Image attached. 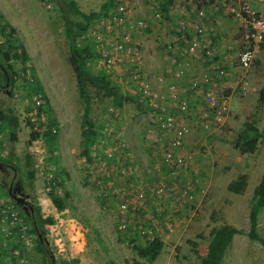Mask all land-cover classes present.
Instances as JSON below:
<instances>
[{
    "label": "rangeland",
    "instance_id": "374dc122",
    "mask_svg": "<svg viewBox=\"0 0 264 264\" xmlns=\"http://www.w3.org/2000/svg\"><path fill=\"white\" fill-rule=\"evenodd\" d=\"M76 1L81 11L90 14L98 11L107 0ZM153 1L156 3L158 0ZM138 8L139 4L134 8L137 10L134 16L140 15ZM0 15L5 16V20L16 28V37L23 46L22 50L27 52L25 66L28 68L24 73V65L17 62L12 70L15 77L12 99L1 113H15L20 119V128L14 144L10 142L9 129L5 126L0 130V156L17 165L18 178L25 192L30 195L31 203L40 208L41 215L44 218H55V224L45 226L44 235L56 264L73 259L79 260L76 264L145 263L131 251L123 236L125 234L119 231L120 215L116 206L118 202L114 201L111 204H115L107 207L101 191L89 186L84 177L82 161L87 156L83 150L81 135L83 103L79 97L76 76L69 63L66 23L59 7L43 0H0ZM76 19L82 20L81 17ZM186 22L193 23L190 19ZM94 25L99 24L96 22ZM179 26H182L181 23ZM153 29L139 36V41L142 44L145 66L161 75L163 69L151 68L155 63L151 64L150 60L158 57L156 62H160L159 56L163 54L160 49L163 42L161 38L167 28ZM242 31L241 40L235 50L226 53V59L222 57L228 72L226 79L229 78L216 81L218 90L230 100L229 117L223 125L212 124L210 130L196 129L187 139V150L196 151L193 165L190 166L191 171L187 175V181H192L194 185L195 200L176 214L177 225L173 232L162 237L165 247L153 264H202V258L206 255L211 241L212 230L222 225H232L243 231L234 237L223 264H264V247L259 242L251 241L246 234L249 231L254 191L264 173V142L259 144L253 154H242L233 145L247 122H256L259 129L264 127V104L259 103L260 92L264 87V43L259 48L252 67L242 71L238 68L243 74L238 75L234 72L235 61L240 49L245 46L243 40L245 41L244 35L247 32L244 27ZM156 36L160 40H156ZM91 37L90 28L79 41L85 44ZM5 39L0 33L1 53L6 48ZM154 51L160 53L154 55ZM1 53L0 61L5 65ZM215 58L214 62L221 59L220 55ZM100 66L103 67L99 62L97 66L92 65L91 69L97 73ZM33 75L39 79L53 109V115L58 119L59 133L54 154L49 152L43 137L47 117L39 120L35 112L29 113L27 109L36 106V100L44 102V99L36 96L32 99L27 96L25 78L29 79ZM89 92L93 97L92 121L99 130L105 127L106 111L111 100L93 87ZM126 107L123 135L130 144L144 149L146 143L143 146L144 136L141 134L145 135L146 117L135 115L132 105ZM29 119L33 127L28 124ZM132 120L135 122L132 123ZM32 131L38 132L40 138L30 142ZM12 153L18 159L10 161ZM27 155L32 157L37 171L33 180L28 179L26 174ZM65 172L69 174V178ZM243 174L248 175L246 192L243 195L231 193L227 188L228 184ZM57 177L65 181V187H57ZM10 179L0 172V255L2 250L7 252L3 257L0 256V262L50 264L47 257L37 249L38 237L31 224L26 221L24 213L1 183V180L10 182ZM51 191L60 196H64L66 191L70 192L63 212H58L51 202ZM160 204L155 202L154 208H158ZM23 227L26 236L32 239L29 244L20 237ZM258 230L264 237V210L259 214ZM20 242L24 247L17 248L12 253L14 243Z\"/></svg>",
    "mask_w": 264,
    "mask_h": 264
},
{
    "label": "built area",
    "instance_id": "2783aa9c",
    "mask_svg": "<svg viewBox=\"0 0 264 264\" xmlns=\"http://www.w3.org/2000/svg\"><path fill=\"white\" fill-rule=\"evenodd\" d=\"M133 1L114 0L116 7L112 9L109 17L97 21L99 25L94 27L92 33L96 40L101 42L97 45L99 54L103 56L101 64L109 70L115 69L122 84L128 78L140 84L139 89L143 91L144 98L151 105L147 116L149 128L145 154L135 166L129 164L126 168L118 170L114 162V149L101 148L105 150V154L97 155L95 146L91 157H86L82 161L87 184L101 191L106 206L110 207L115 204H111L112 202H118L116 206L120 215V230H125L127 226L142 229V225L136 227L131 216L137 207L155 202L163 204L165 201H177L182 204L195 198L194 185L192 181H187V175L191 171L190 166L193 165L196 151L187 150V139L198 128L210 130L214 123L223 125L230 111L229 98L215 91L216 81L226 78L228 72L224 62L213 61L215 54L209 42L211 35L207 32L208 28L200 22L195 20L189 24L186 20L179 22L182 25L178 28L180 36L175 42L169 43L165 50L166 60L171 66L176 65L177 69L174 71L170 66L166 68L164 74L157 76L155 83L158 90L153 88L148 75L142 80V71L135 66L131 68L128 62L136 61L142 64L144 57L140 50L127 47L126 44L132 43L134 38L137 39L133 36L136 30H143L147 26L144 19L134 16V8L139 4V0H135V4L132 5ZM229 1V15L239 21L247 31L244 39L255 44L263 42L264 15L253 8L251 0ZM256 1L264 6V0ZM156 17L161 19L162 16L157 13ZM200 17L204 19L207 16L202 11ZM210 33L215 34L216 30L211 29ZM121 53L124 54L122 57L119 55ZM176 55L183 59L182 64L178 63ZM254 57V50L244 51L241 54L243 66L249 67ZM210 59L212 60L209 69L195 75L193 66ZM122 63L123 66H120ZM129 69L130 72H127ZM166 83L167 90L163 91ZM41 101L36 100L37 106L41 105ZM36 111L37 109H34L30 113ZM45 116L42 113L41 118ZM148 219L153 220L154 217L146 213L143 218L138 219V223ZM165 224L167 229L173 232L172 223ZM152 229H157V233L162 230L155 225H149L142 233H152ZM20 237L27 244L32 242V239L26 236L24 227Z\"/></svg>",
    "mask_w": 264,
    "mask_h": 264
},
{
    "label": "trees",
    "instance_id": "16d2710c",
    "mask_svg": "<svg viewBox=\"0 0 264 264\" xmlns=\"http://www.w3.org/2000/svg\"><path fill=\"white\" fill-rule=\"evenodd\" d=\"M45 2H51L59 7L65 23H66V36L68 37L69 42V63L72 66L74 74L77 80V87L79 91V97L83 103V114H82V146L84 153L87 154V158L91 157V152L93 148L96 151L97 155H104L105 148L110 147L114 153V162L117 164L118 170L121 168H126L129 164L135 166L137 162H140L143 158V155L139 156V153L145 154L146 148L141 146H134L130 144L127 137L124 133L125 119L124 114L128 107L132 105V108H135V115H142L146 117V126L145 131H143L144 136L143 146H145L146 136L149 128L147 122L148 113L151 110L150 103L144 98L143 91H141L140 84H136L132 79H127L124 84L119 82V77L117 76V71L115 69H107L103 64V67H99L98 72L94 73L92 65H98L102 61L103 56H101L97 50V45L101 42L97 41L93 36L94 24L100 18H107L110 16V13L113 8L116 7L114 0H107L102 4L101 8L98 11H93L90 14H86L81 11L79 4L76 0H43ZM160 4V3H159ZM155 8L157 13L160 12L161 16L167 17V9L171 4V1L165 5H159ZM264 8V7H263ZM5 16L0 15V33L5 36L6 48L4 53L6 56V62L10 70L14 69V64L21 62L24 67L23 72H27V67L25 66L27 61V52L22 48V44L19 42V39L16 37V28L12 26L8 21L5 20ZM77 17H81L82 20H77ZM141 17H138V19ZM93 25V26H92ZM91 28L92 37L91 40L87 39L85 44H81L79 38L82 37L87 31ZM148 26L142 29H138L134 32L133 36L137 39L133 40L132 43L126 44L127 47L136 48L142 52V44L139 41V36L144 33L150 32ZM199 35V34H198ZM106 43V41H103ZM3 46V47H4ZM226 54V53H225ZM122 57L124 54H119ZM227 57V56H226ZM216 59V58H215ZM213 59V61L215 60ZM219 61L224 62L220 59ZM180 63V60H178ZM124 63L120 64L123 66ZM131 66L139 68L142 73V80H145V75H148L152 81L153 88L158 90L155 79L159 76L157 71L149 70L145 66V63L139 64L138 62H128ZM129 69L127 72H130ZM130 76V74H129ZM188 77V74L186 75ZM126 78V77H124ZM175 78V77H174ZM25 87L27 88V96L32 99L36 96L37 98L44 99V102L40 106H31L28 107V112L34 111L37 109L36 114L40 120L42 113L47 117V127L46 131L43 133V137L47 142V147L49 152L54 154L57 148L58 141V119L53 114V109L50 105V102L44 92L43 87L41 86L39 79L36 76H31V78H25ZM93 87L97 90L98 93L102 91L105 97H108L111 100V105L107 108L105 119V127H101L97 130L94 122L92 121V109H93V97L90 94L89 90ZM259 103L264 104V87L260 92ZM155 110V109H154ZM157 111V110H156ZM159 111V110H158ZM132 123L135 120L131 121ZM28 124L33 127L32 122L28 121ZM215 126H218L214 123ZM7 127L10 131V142H17V132L20 128V119L13 112L1 113L0 114V130L4 127ZM125 136V137H124ZM40 138L38 132L31 133L30 142H33ZM264 142V127L259 129L256 122H247L238 138L233 145L239 150L242 154H253L257 151L260 143ZM104 148V149H101ZM148 150V149H147ZM12 159H16L15 154H11ZM18 159V158H17ZM161 159V157H160ZM163 159V158H162ZM0 160H4L0 156ZM27 165V177L30 180L35 179L36 169L34 167L33 159L31 156L27 155L25 157ZM9 163V162H8ZM165 163V162H164ZM13 164V163H12ZM17 166V165H16ZM18 169V168H17ZM66 177L69 178V174L65 172ZM59 177V176H58ZM57 177V187H65V181H61ZM169 180V179H166ZM248 186V175L243 174L232 180L228 184V190L231 193L237 195H243L246 192ZM70 192L66 191L64 196H60L57 192L51 191L49 193V198L53 205L55 206L58 212H63L66 209V200L70 197ZM193 200L186 201L182 204L177 201L168 202L165 201L163 204H160L158 208H154V204L149 203L148 205H142L137 207V209L132 212V218L136 223V227L142 225V229H135L130 226H127L125 230H119L124 238L127 240L128 245L131 248V251H134L137 256L145 261L143 264H153L157 258L162 253L165 242L162 239L164 234L169 233L170 230L167 229L165 222L172 223L173 227H176L177 215L181 212L182 208L189 207ZM180 204V205H179ZM104 205V204H103ZM106 208V206H105ZM116 208V207H115ZM264 210V173L262 175L261 181L258 186L255 188L254 195L252 198V205L249 214V231L246 233L251 241L259 242L264 247V237L259 233V214ZM146 213H149L150 216H153L154 219H148L141 223H138V219L144 217ZM177 214V215H176ZM26 221L31 224L32 230L36 236L37 225L43 233L46 232L45 226L55 224L56 220L53 216L44 218L41 215L40 208H35L34 218H31L27 215L24 216ZM149 225H155L156 228L162 229L157 233V229H152V233L146 232L142 233V230H147ZM241 229L236 228L232 225H222L220 227L214 228L211 232V241L208 245V250L206 255L202 258V264H223L224 259L228 251L230 250L234 237L236 235L242 234ZM45 236V235H44ZM152 236L153 239L151 238ZM37 249L38 251L45 255L46 257L50 254L48 252L49 243L47 240L41 241L37 239ZM14 253L17 248L22 249L23 243H14ZM48 247V248H47ZM7 252L2 250L1 257H3ZM78 259H73L71 261H63L61 264H76ZM0 264H3L0 262ZM109 264H115L110 262Z\"/></svg>",
    "mask_w": 264,
    "mask_h": 264
},
{
    "label": "crops",
    "instance_id": "0c3cea01",
    "mask_svg": "<svg viewBox=\"0 0 264 264\" xmlns=\"http://www.w3.org/2000/svg\"><path fill=\"white\" fill-rule=\"evenodd\" d=\"M170 1H171V5H169L167 9L168 11L167 17L163 15L161 19H158L156 17L157 9L155 8L158 7L159 3L161 5H165L168 2V0H158L156 1L157 4L153 0L151 1L139 0L140 8L138 9H140L139 10L140 15H137V17H141L142 19H144L147 22V26L150 29L155 28V25H158V27L155 28L156 30H160V28L162 27L167 28V31L165 29V31L162 34L163 36L161 38V41L163 42H161L162 45H160V49L163 54L161 57L159 56L160 62L157 64L156 61L158 60V57H152L150 60L151 64L155 63V65H153L151 68H153L154 70H156V68H162L163 69L162 74H164L166 68L171 66L169 61L166 60L167 54L165 50L169 43L175 42L176 39L180 36L178 28H179V22H182L183 18L184 21L187 19L195 20L196 22L202 23L205 26V28H208L207 32L211 35L209 42L211 43V47L214 50V54H215L214 59L216 56L219 55L222 60H223L222 57L226 59L225 53H228L231 50H235L237 43L241 40L240 34L241 32L243 34L242 30L244 26L239 21L235 20L233 17L229 15L227 8V6L230 4L229 0H170ZM251 4L253 8H256V10H258L260 13L264 15V8H263L264 6L262 5V3L256 0H251ZM202 11L205 12L207 16L204 19H201L200 17V12ZM158 13L160 14V12ZM229 19L232 21H230ZM155 29H153V31ZM211 29H213L214 31L216 30V33L215 34L210 33ZM189 37H191V35H189ZM157 39L160 40L159 36H156V40ZM243 42L245 46L242 47L240 51L242 49H246L249 46L248 41L243 40ZM158 53L160 52L157 51L156 53L154 51V55ZM175 57L177 58V60H180V64L183 63V59L179 55H176ZM211 60L212 59L207 60V62L205 63H203L202 61L196 63L193 66L194 71H196L195 75L202 73L204 70H208L209 69L208 66L211 63ZM235 63H236V68H234V72H236L238 75H243L239 72L238 69L239 68L238 56ZM171 67L174 71L177 69L176 65ZM227 79L225 78L224 80ZM167 85L168 83H166L165 86L163 87V91L167 90ZM215 91L221 94L218 88ZM189 92L193 93L191 91ZM193 95L195 99L196 94L194 93Z\"/></svg>",
    "mask_w": 264,
    "mask_h": 264
},
{
    "label": "flooded vegetation",
    "instance_id": "af4514ba",
    "mask_svg": "<svg viewBox=\"0 0 264 264\" xmlns=\"http://www.w3.org/2000/svg\"><path fill=\"white\" fill-rule=\"evenodd\" d=\"M0 50H1V46H0ZM1 54H2L5 65L3 64L2 61H0V114H1L2 109L6 107L7 102L12 99V95H13L12 88L15 82L14 74L12 73V70H10L6 62V56H5L4 51ZM5 162H8V161L6 159L0 160V165H1L0 172H2L6 177H8L9 179L11 178V179H10V182L1 180V183L2 184L4 183L3 185L8 189L9 196L14 200V202L16 203V206L24 213V215L34 218L36 207L31 203L30 198H24V195L27 193L25 192L24 187L21 188L22 183L20 182L18 178V174H17L18 170L15 171L14 169L10 167L12 165L11 162H9L10 166L4 165L3 163ZM18 182L20 183L19 185L17 184ZM18 187H20L21 189H19ZM15 189H17V192H15ZM17 198L21 200L26 199V202L24 204H18L16 200ZM49 262L50 264H52L50 260ZM55 264H56V259H55Z\"/></svg>",
    "mask_w": 264,
    "mask_h": 264
},
{
    "label": "water",
    "instance_id": "95a60500",
    "mask_svg": "<svg viewBox=\"0 0 264 264\" xmlns=\"http://www.w3.org/2000/svg\"><path fill=\"white\" fill-rule=\"evenodd\" d=\"M4 165H8V166H10L9 165V163L8 162H5V163H3ZM1 166V165H0ZM12 169H14L15 171H17V166L15 165V164H12L11 166H10ZM1 168V167H0ZM21 182V181H20ZM4 184V183H3ZM18 185L20 184L19 182L17 183ZM19 189H21V188H23V186H21V188L20 187H18ZM15 192H17V189H15ZM24 198H30V195L29 194H25L24 195ZM17 200V202H18V204H24L25 202H26V199H23V200H21V199H16ZM36 230H37V234H38V238L41 240V241H44V234L42 233V231L40 230V228L36 225ZM45 240H47V238L45 237ZM48 241V240H47ZM48 252L50 253L49 255H48V258H49V260L52 262V264H55V257L52 255V253H51V251L50 250H48ZM47 258V259H48ZM48 260V261H49Z\"/></svg>",
    "mask_w": 264,
    "mask_h": 264
},
{
    "label": "bare ground",
    "instance_id": "6f19581e",
    "mask_svg": "<svg viewBox=\"0 0 264 264\" xmlns=\"http://www.w3.org/2000/svg\"><path fill=\"white\" fill-rule=\"evenodd\" d=\"M248 42H249V41H248ZM263 43H264V41L261 42V43H259V44H255V43H251V42H249V46H248L246 49H242V50L239 52V55H238V65H239V68H240L241 70H249V69L252 67L253 62H254L255 59H256V55H257V53H258V51H259V48L261 47V45H262ZM246 50H254V52H255V57H254V59H253V61L251 62V64H250L249 67H245V66H243V64H242V62H241V54H242L244 51H246Z\"/></svg>",
    "mask_w": 264,
    "mask_h": 264
},
{
    "label": "clouds",
    "instance_id": "9594fccd",
    "mask_svg": "<svg viewBox=\"0 0 264 264\" xmlns=\"http://www.w3.org/2000/svg\"><path fill=\"white\" fill-rule=\"evenodd\" d=\"M230 6V4L227 6V8ZM136 12V11H135ZM137 17V16H136ZM138 18V17H137ZM187 148V147H186ZM38 237V236H37ZM44 238H45V236H44Z\"/></svg>",
    "mask_w": 264,
    "mask_h": 264
}]
</instances>
